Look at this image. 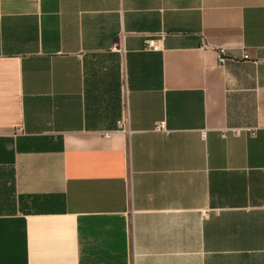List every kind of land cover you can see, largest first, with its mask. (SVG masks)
I'll list each match as a JSON object with an SVG mask.
<instances>
[{
    "label": "crops",
    "instance_id": "1",
    "mask_svg": "<svg viewBox=\"0 0 264 264\" xmlns=\"http://www.w3.org/2000/svg\"><path fill=\"white\" fill-rule=\"evenodd\" d=\"M0 264H264V0H0Z\"/></svg>",
    "mask_w": 264,
    "mask_h": 264
},
{
    "label": "built area",
    "instance_id": "2",
    "mask_svg": "<svg viewBox=\"0 0 264 264\" xmlns=\"http://www.w3.org/2000/svg\"><path fill=\"white\" fill-rule=\"evenodd\" d=\"M148 47H151L155 50H158L160 49V44H158L157 42H155L154 39H149L148 41ZM115 49H120V46L118 45L117 47H115ZM226 54V50L224 47H220L218 50H217V56H218V60H219V63L220 65H223L226 61H227V56H225ZM245 57H249V55H245ZM122 122V121H121ZM165 123H161L160 126L163 127Z\"/></svg>",
    "mask_w": 264,
    "mask_h": 264
}]
</instances>
